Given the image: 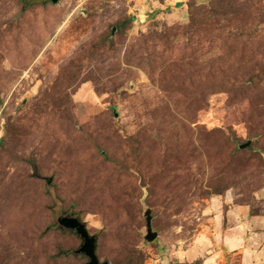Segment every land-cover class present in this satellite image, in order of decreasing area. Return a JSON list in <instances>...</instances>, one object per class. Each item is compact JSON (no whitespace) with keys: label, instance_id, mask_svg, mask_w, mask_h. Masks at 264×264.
<instances>
[{"label":"rangeland","instance_id":"1","mask_svg":"<svg viewBox=\"0 0 264 264\" xmlns=\"http://www.w3.org/2000/svg\"><path fill=\"white\" fill-rule=\"evenodd\" d=\"M212 2L0 0V264H87L62 216L102 263L201 264L219 225L259 250L264 154L234 144L264 130V98L234 88L252 42L190 43L189 4Z\"/></svg>","mask_w":264,"mask_h":264},{"label":"trees","instance_id":"2","mask_svg":"<svg viewBox=\"0 0 264 264\" xmlns=\"http://www.w3.org/2000/svg\"><path fill=\"white\" fill-rule=\"evenodd\" d=\"M189 7L192 9L190 12V24L185 31L190 37L192 45L195 39L201 40L204 37L206 43L208 39L216 38L218 33L224 36V43H227L232 38L241 37L253 43V51L248 56L249 60L247 62L252 71L233 79V83L234 88L238 87L244 94L252 91L249 101H254L252 99L257 98L263 99L264 53L261 51V46L264 44V27H262L264 25V0H214L209 6L197 7L189 4ZM224 43L220 45L222 50L226 46ZM230 58V55L223 52L217 62L222 64V62L229 61ZM219 69L223 80L227 79L230 75L229 71L226 70L227 68ZM263 115L261 114L259 117L261 118ZM259 125L264 127L263 122H260ZM249 137V139L255 140L249 143L234 144V152L245 153L249 160L258 156V154L261 155V153V156H263L264 143L262 140L264 141V130L255 135L252 132ZM246 144H248L247 147L241 148V146ZM221 192L222 190L218 189L211 194L219 195Z\"/></svg>","mask_w":264,"mask_h":264},{"label":"crops","instance_id":"3","mask_svg":"<svg viewBox=\"0 0 264 264\" xmlns=\"http://www.w3.org/2000/svg\"><path fill=\"white\" fill-rule=\"evenodd\" d=\"M179 3H181V6L178 9V13H180V16L183 17V7L185 6V0H176V4ZM251 220L252 223H257L256 218H252ZM251 220H249V223ZM243 231V229L240 232L239 230L237 231L235 228H224L220 225L219 227L216 226L215 228H213V230L208 236V239L213 246L212 254L202 252L199 255L198 253V256H200L202 259L201 264H228L227 262H225L226 255L232 256V259H235L239 256V264H264V249H262L264 248V234L262 238V246H259L258 251H253L249 235L243 234ZM204 239L202 238V240ZM185 260L188 261V259ZM189 263H192V260ZM154 264H158L157 261H155Z\"/></svg>","mask_w":264,"mask_h":264},{"label":"water","instance_id":"4","mask_svg":"<svg viewBox=\"0 0 264 264\" xmlns=\"http://www.w3.org/2000/svg\"><path fill=\"white\" fill-rule=\"evenodd\" d=\"M53 1L56 2L57 0ZM247 146L248 144L241 146V148ZM145 215L147 222V235L145 238L148 242H153L157 239L158 233L153 231L151 212L147 211ZM58 223L60 228L73 231L81 238L83 243L76 254L87 257L89 260L87 264H109L108 262H100L97 256V239L89 233L85 223L73 216H62L59 218Z\"/></svg>","mask_w":264,"mask_h":264}]
</instances>
